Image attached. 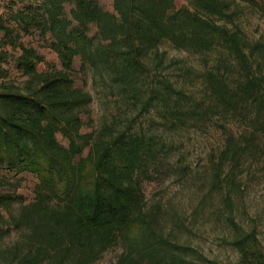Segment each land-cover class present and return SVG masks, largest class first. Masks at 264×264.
<instances>
[{
  "label": "trees",
  "instance_id": "16d2710c",
  "mask_svg": "<svg viewBox=\"0 0 264 264\" xmlns=\"http://www.w3.org/2000/svg\"><path fill=\"white\" fill-rule=\"evenodd\" d=\"M187 1L178 7L176 0H114V10L108 11L98 0H34L11 9L8 17L0 14V171L38 178L29 203L0 189V236L12 228L21 233L8 262L91 264L122 240L125 251L117 264H264L257 230L245 228L232 214L228 243L238 253L234 263L210 259L158 230L143 191L162 149L153 135L131 128L108 136L82 132L81 113L93 94L75 85L77 57L80 71L94 84L131 98L138 116H161L165 128L252 108L259 117L257 132L240 140L228 135L214 175L216 188L236 181L235 167L226 171V164H238L258 147L255 135L264 136V43L247 41L230 2ZM33 31L49 40L61 67L48 63L39 70L45 56L21 40ZM165 43L200 55L203 69L169 57ZM11 56L26 77L21 83L8 79L9 69L1 67ZM174 65L183 79L199 81L205 96L194 98L186 85H177L168 72ZM7 177L0 175V185ZM225 200L233 209L231 196ZM16 203V212L1 210Z\"/></svg>",
  "mask_w": 264,
  "mask_h": 264
},
{
  "label": "rangeland",
  "instance_id": "374dc122",
  "mask_svg": "<svg viewBox=\"0 0 264 264\" xmlns=\"http://www.w3.org/2000/svg\"><path fill=\"white\" fill-rule=\"evenodd\" d=\"M98 1L104 9L114 10V0ZM226 1L230 2L233 19L245 33L247 41L251 45L264 43V0ZM32 2L34 0H0V14L8 17L11 9L17 10ZM187 4V0H176L178 7ZM70 7L67 5V12ZM21 40L26 45L34 46L45 56L46 63L39 64V70H46L48 63L61 67L57 54L49 46V40L38 32L24 34ZM162 48L166 49L169 57L182 58L197 71L203 69L200 55L178 50L169 43H165ZM9 50L18 53L17 50ZM80 63L81 60L77 57L75 85L90 90L93 94L92 102L81 113L82 132L108 136L119 129L131 128L132 132L153 135L157 147L162 148L157 160L150 165L151 178H146L143 183L145 209L159 231L181 243L198 248L210 259L234 263L238 259V253L228 243L232 235L228 217L232 214L245 228H255L264 245V136L255 135L258 147L244 153L238 164L232 160L226 164V171L235 167L236 181L217 188L214 186V175L226 148L228 135H234L240 140L243 136L257 132L259 117L252 108L243 111V114L224 119L217 115L213 121L190 123L176 129L165 128L161 124V116L146 112L138 116L139 111L131 98L125 97L123 100L102 84H94L90 75L85 76L80 71ZM1 67L9 69L8 79L12 81L21 83L26 79L16 68L12 56L1 63ZM168 72L177 85H186V90L194 98L205 96L203 85L194 80L193 76L183 79L175 65ZM57 137L62 144L68 145V140L61 134ZM87 152L88 148L83 155ZM1 174L8 176L7 181L0 185L1 190L22 196L25 203L35 200L38 183L36 175L29 172L0 171ZM227 196L232 198L233 209L226 204ZM1 210L6 215L10 210L16 212L17 203L10 208L2 207ZM20 236V231L14 228L0 236V264H15L7 260L13 256L9 251ZM124 251L125 244L119 240L91 264H117Z\"/></svg>",
  "mask_w": 264,
  "mask_h": 264
}]
</instances>
